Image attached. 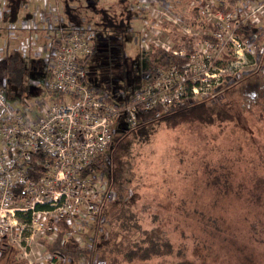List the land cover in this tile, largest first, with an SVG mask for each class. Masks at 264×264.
Segmentation results:
<instances>
[{
  "label": "built area",
  "instance_id": "1",
  "mask_svg": "<svg viewBox=\"0 0 264 264\" xmlns=\"http://www.w3.org/2000/svg\"><path fill=\"white\" fill-rule=\"evenodd\" d=\"M0 1L4 6L6 0ZM38 1L34 18L43 23L45 43L38 42L39 33L25 22L21 27L27 33L16 45L0 39V64L12 50L46 63L44 89L49 98L31 104L37 109L35 118L24 114L22 107L11 105L0 86V260L9 249H15L17 257L28 264H33L31 254L43 258L38 248L42 240L53 241L62 232L63 237H73L81 244L80 232L89 225L102 224L106 185L92 165L112 144L117 121L122 119L134 128L145 110L168 112L200 99H214L226 78H233L230 75L241 68L254 69L257 53L264 50L256 45L260 29L253 23L254 15L264 10L263 0L254 6L247 0L244 6L226 12L224 0H191L189 10L181 14L178 11L183 0H158L161 8H169L162 19L172 23L177 32H184L192 52L187 62L157 67L147 84L133 92L130 103L116 106L88 84L85 62L93 52L94 30L68 26L58 12L59 0ZM219 5L223 8H214ZM134 8L149 11L142 20L148 31H140V51L155 45L177 57L185 56L184 48L172 43L152 40L147 44L149 30L152 37L160 34L156 26L161 18L147 0H137ZM191 13L201 15L215 29H199L185 22L194 19ZM183 23L190 29H179ZM191 29L203 32L204 37L191 33ZM171 33L169 29L168 35ZM221 57H228L229 69L216 67ZM199 58L203 60L204 77L183 78L190 61ZM48 253L51 261L52 253Z\"/></svg>",
  "mask_w": 264,
  "mask_h": 264
},
{
  "label": "rangeland",
  "instance_id": "2",
  "mask_svg": "<svg viewBox=\"0 0 264 264\" xmlns=\"http://www.w3.org/2000/svg\"><path fill=\"white\" fill-rule=\"evenodd\" d=\"M113 1L114 6L110 4ZM157 1L147 0V3L152 5L154 14L161 18L156 26L160 34L152 37L149 30L145 41L147 44L155 40L169 45L172 43L168 37L169 27H164L166 22L162 19L166 16L165 10L169 13V8H161L162 2ZM190 1L183 0L178 13L189 10ZM246 1L233 0L231 3L224 0V3L229 10H235L244 6ZM259 1L251 0L249 5L254 6ZM115 5L116 0H108L105 8L106 16L113 21ZM134 7L132 3V13L124 14L129 22L123 26L124 31L130 27L134 30L133 38L130 35L131 38L127 36L125 39L129 61L139 55L146 56L142 53L149 50H139L140 31H148L142 19L148 17L149 11L139 12ZM89 8L92 11V7ZM116 13L121 14L120 9ZM254 17V26L260 29L256 45L264 47V10ZM98 18L102 19L103 16L98 14ZM86 21L96 27L92 17ZM178 28L183 31L190 29L184 23ZM190 31L196 33L195 29ZM182 34L184 41L186 35L184 32ZM196 34L204 37L203 32ZM134 39L138 42L135 43ZM190 39L193 41L194 37L190 36ZM185 43L188 46V42ZM12 45H16V41ZM184 50L185 56L182 58L186 61L192 50ZM257 54L258 63L254 69H238L230 75L233 78H226L222 82L216 98L199 100L211 112H220L228 119L215 117L210 122H179L175 125L166 121L157 122L152 124L147 135L130 133L110 145L109 148L113 150L111 157L114 155L112 164L124 170L122 179L127 185V203L141 226L139 235L144 237L146 231L158 230L172 247L170 254L149 259L134 257L132 262L124 264H264V199L258 204L247 198L249 187H262L260 184L254 185V182L258 179L264 181V50ZM227 58L221 57L216 67H221L223 71L229 69L232 65ZM133 64L134 61L130 62L129 68L133 69ZM202 64L200 58L190 61L183 78L204 77L201 74L205 69ZM42 69L43 65L38 73L33 74L39 94L30 93L20 85V90L13 92L11 99L8 98L11 105L24 108L32 118H35L36 110L31 104L36 99L49 98L44 89L46 79ZM138 71L139 68L136 69L137 75L141 73ZM254 73L253 78L258 80V85L254 84L255 80H244V77ZM119 83L117 87L120 91L122 87ZM233 84L235 86L232 87ZM97 88L102 95L103 85ZM213 101L216 103L213 104ZM221 106L226 108V113L220 109ZM116 141L114 138V143ZM261 193L264 194L263 191ZM101 229L102 232H97L95 236L105 235V243L116 227L103 225ZM83 231L89 232L88 227ZM67 241L72 244L71 239ZM107 246L111 247V243ZM38 248L43 258L39 260L35 254H31L33 264H51L45 244ZM7 260L8 257L0 260V264H9Z\"/></svg>",
  "mask_w": 264,
  "mask_h": 264
},
{
  "label": "trees",
  "instance_id": "3",
  "mask_svg": "<svg viewBox=\"0 0 264 264\" xmlns=\"http://www.w3.org/2000/svg\"><path fill=\"white\" fill-rule=\"evenodd\" d=\"M131 1L127 0L126 3V0H116V11L120 9L121 14H117L115 11V21L106 16L107 13L105 12V8L108 3L107 1L106 5H101L102 9L100 8L101 13H99V15L103 16L102 19L98 18L97 13L92 15V19L96 21V27L88 24L87 21L83 22V19L74 21L73 19L76 18L71 14L74 9L71 11L69 10L67 13L69 16L67 21L69 23L65 22L68 26L73 28L94 30L95 38L93 52L87 57L85 62L87 65L86 75L88 84L100 97L105 98L116 106L130 103V97L133 92L143 88L147 84L151 75H154L157 67L167 68L172 63L181 64L187 62V60L185 61V59L181 57L170 54L162 47L155 45H151L148 52L142 53L146 56L140 57L139 55L136 59L129 61L128 55L125 51V39L127 36L131 38L130 35H132L133 38L134 30L130 27L124 31L123 26L129 23L125 19V16L127 15L124 16V14L132 13L131 5L132 3L136 4L137 0ZM229 1L233 3V0ZM6 4L7 0L5 1V5ZM90 4L96 5L98 3H95L93 0ZM110 4L114 6L115 1ZM5 5L2 6L1 4L0 7L4 8ZM93 5H91V7ZM214 8L222 9L223 6L219 5ZM227 10H229L228 7L224 9L225 12ZM191 14L195 16L194 19L192 21L188 19L185 22L190 23L199 29H215V25L205 23L204 17L201 15ZM146 19L147 17L145 20ZM64 21H66L65 18ZM130 23H132V21H130ZM165 26H168L170 32H172L169 37L174 47L190 49V47L187 46V43L183 41L184 35L177 32L176 27L173 26L172 23L167 22L164 27ZM248 29L249 31L252 30L251 25L248 26ZM10 53L11 54L5 58L4 63L0 64V86L10 99L13 92L16 93L20 90V85L30 93L33 92L39 94L33 74L38 73L39 68L43 65L42 73L45 75L44 69L46 71V63L44 59L28 58L15 50L10 51ZM18 54L21 57H19ZM132 61H134L133 69L129 68L130 62ZM137 68H139L138 72L141 71L139 75L136 73ZM116 71H118V73H115ZM254 75L256 74L247 75L244 77V80H255L254 84L258 85V80L253 78ZM142 80H145L144 84L142 83ZM250 81L251 80H249V82ZM118 82H120L119 84L122 87V90L120 91L117 87ZM240 82L241 81L239 80L238 83ZM98 85H103L104 92H102V95L98 92ZM233 86L235 85L233 84L232 87ZM13 101L16 102V100ZM217 102L219 101L217 100ZM212 103L214 104L216 101H213ZM33 107L35 108L37 115L35 105H33ZM220 109L225 113L227 112L226 108L223 106H221ZM23 111L24 114L28 115L24 108ZM215 117L221 120H225V118L228 119V117H223L220 112H211L201 101L189 103L186 106H181L176 109H170L168 112H160L156 109L145 110L138 116L139 122L134 128L126 126L122 119L117 121L114 134V138L117 139V141L114 143L113 140L112 145L130 135V133L147 135L152 124L157 122L166 121L173 125L178 124L179 122L200 123L213 121ZM112 152V149H107V151H105L92 165V169L94 173H100L106 185L102 224L105 225V227L114 226L116 227V230L110 232L111 234L109 233L110 239L105 240V243V235H101V237L95 236L97 232H102V224L89 225V232L82 231L79 233V241L84 243L83 245L78 243L73 237H63L62 232H59L58 236L53 241L48 242L42 240L41 243L45 244V250L52 253L51 264H64V262H67L66 264H124L125 262H132L133 259H135L134 257L149 259L151 257L170 254L172 252V247L169 241L163 237V234L158 230H153L150 233L146 231L144 237L139 235L142 231L141 226L137 221L135 213L131 211L129 204L127 203V185L126 181L122 179L124 170H121L117 165L114 166L112 164L111 160L114 157V155L111 157ZM117 179L122 180L118 182ZM255 184H260L262 187H249L247 198L250 202L253 201L254 203L259 204V202L264 199V194L261 193V191L264 192V181L258 179L254 182V185ZM260 189L263 190L259 191ZM257 190L258 192H256ZM262 232H264V230ZM101 238L103 239L102 241ZM68 239L72 240V244L67 241ZM108 243H111V247L109 248L107 246ZM6 254L3 255L2 259L8 257L6 262L9 264H27L25 260H21L17 257V250L15 249H9L8 255Z\"/></svg>",
  "mask_w": 264,
  "mask_h": 264
},
{
  "label": "crops",
  "instance_id": "4",
  "mask_svg": "<svg viewBox=\"0 0 264 264\" xmlns=\"http://www.w3.org/2000/svg\"><path fill=\"white\" fill-rule=\"evenodd\" d=\"M91 1L93 0H59V7L61 9L62 16L66 20L65 22L69 23L67 21V18H69L67 13L69 10L71 11L73 9L74 11L71 14L76 18L73 20L78 21L79 18H82L83 22H85L86 19L92 17L93 14L101 13V11H99L101 5L105 6L108 0H94L95 3H98L96 5L90 4ZM38 4V0H7V4L0 12V34L2 35H0V39L4 38V40H7L11 45L14 44L15 41L17 43L18 38L24 36L27 33V30H24L21 27V24L25 22L30 26H33L34 30L39 33L38 42L42 44L45 43V38L43 37L45 31L42 30L43 23L39 22L37 19L35 20L34 18ZM91 5H93L92 11L89 8V6L91 7ZM84 13L86 16L84 15ZM9 24H14L15 27L11 29L9 27ZM19 57L21 56L19 55ZM4 61L5 59L2 60L1 64L4 63Z\"/></svg>",
  "mask_w": 264,
  "mask_h": 264
}]
</instances>
